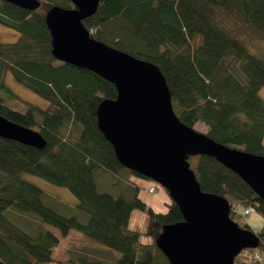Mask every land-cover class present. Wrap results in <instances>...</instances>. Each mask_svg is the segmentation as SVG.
I'll return each instance as SVG.
<instances>
[{
  "label": "trees",
  "instance_id": "1",
  "mask_svg": "<svg viewBox=\"0 0 264 264\" xmlns=\"http://www.w3.org/2000/svg\"><path fill=\"white\" fill-rule=\"evenodd\" d=\"M39 1V8L28 10L0 0V24L20 33L15 42L0 39V91L21 100L6 83L11 72L16 82L49 102L47 108L25 102V111H19L0 94V114L46 139L39 149L0 136V264L57 262L53 249L59 236L43 228L25 230L10 218L11 209L36 216L63 235L79 229L119 253L117 258L97 255L85 247L63 264H171L157 240L163 226L183 220L181 209L171 198L166 212L150 207L137 182L146 178L120 163L101 132L97 109L117 98L115 85L54 57L46 14L53 6L74 8V3ZM83 22L92 38L159 66L183 123H203L216 141L264 155V98L259 94L264 0H102ZM188 161L204 192L229 200L230 216L240 227L251 228L234 213V205L255 207L264 216V201L237 173L207 155H190ZM97 170L114 174L120 189L100 190ZM29 174L70 190L78 199L74 213L47 205L43 189L25 177ZM135 209L149 214L151 242H142V233L129 228ZM259 235V246L243 250L233 264H264V226Z\"/></svg>",
  "mask_w": 264,
  "mask_h": 264
},
{
  "label": "water",
  "instance_id": "2",
  "mask_svg": "<svg viewBox=\"0 0 264 264\" xmlns=\"http://www.w3.org/2000/svg\"><path fill=\"white\" fill-rule=\"evenodd\" d=\"M5 1L28 10L41 4L39 0ZM71 1L74 8L56 5L46 14L52 53L115 85L117 98L102 101L97 109L101 132L120 163L167 190L183 214L181 222L163 226L159 249L171 264H233L243 250L257 248L260 231L240 227L230 216L227 198L202 190L188 157L215 158L264 201V155L229 147L183 123L158 65L90 36L83 21L97 12L102 0ZM0 136L39 149L46 146L38 131L2 114Z\"/></svg>",
  "mask_w": 264,
  "mask_h": 264
},
{
  "label": "rangeland",
  "instance_id": "3",
  "mask_svg": "<svg viewBox=\"0 0 264 264\" xmlns=\"http://www.w3.org/2000/svg\"><path fill=\"white\" fill-rule=\"evenodd\" d=\"M20 33L12 28L3 26L0 24V39L4 42H15L19 39ZM5 80L7 85L21 98V100L16 99L14 97H10L4 91H0V94L5 98L7 104L19 111H25L26 103H33L41 108H47L49 106V102L34 93L32 90L28 89L24 85L16 82L11 72H7L5 76ZM260 96L264 98V87L259 92ZM195 128L205 133L207 131V127L203 123H198L195 125ZM27 179L32 181L41 187L44 191V202L58 210L63 214H72L74 213V209L78 204V199L76 196L67 188L57 186L52 184L40 177L34 175H25ZM95 179L98 183L99 189L109 192H117L120 188L117 185L118 178L106 170H97L95 173ZM141 183L143 184L142 190L140 192V197L148 204L149 201L154 199L157 207H153L154 210L158 212H166L168 206L170 204V196L167 194L166 190L155 182V185L158 192L149 193V186L152 185L151 180L149 179H141ZM165 196V199H161ZM255 216H259L261 220L256 224L249 222V225L253 228L254 231H259L264 226V216L260 212H255ZM10 218L18 224L20 227L24 228L27 231L35 230L36 228L48 229L55 232L59 238V244L53 249V257L57 260L55 264H63L62 262L77 254L83 248L85 250H90L92 254L97 255H105L112 254L115 258L119 256V253L115 250H112L105 245L88 239L81 230L72 229L67 235H63L60 229L47 224L41 221L36 216H32L29 214H25L19 212L17 210L11 209L9 212ZM85 219V218H84ZM149 224V214L147 211L141 209H135L130 218L129 228L132 230H139L141 235V241L151 242L152 236L147 235L146 231Z\"/></svg>",
  "mask_w": 264,
  "mask_h": 264
},
{
  "label": "built area",
  "instance_id": "4",
  "mask_svg": "<svg viewBox=\"0 0 264 264\" xmlns=\"http://www.w3.org/2000/svg\"><path fill=\"white\" fill-rule=\"evenodd\" d=\"M157 190V188H156V186H151L150 188H149V192L150 193H154L155 191ZM233 211H234V213H236V214H241V216L243 217V218H245L247 221H249L250 220V218L252 217V215L256 212V209H255V207H248V208H245V209H243V210H241L240 208H239V205H234L233 206V209H232Z\"/></svg>",
  "mask_w": 264,
  "mask_h": 264
},
{
  "label": "crops",
  "instance_id": "5",
  "mask_svg": "<svg viewBox=\"0 0 264 264\" xmlns=\"http://www.w3.org/2000/svg\"><path fill=\"white\" fill-rule=\"evenodd\" d=\"M137 182H138V184H140L141 186L143 185V184L141 183L140 179L137 180ZM152 185H153V184H152ZM152 185H150V186H152ZM150 186H149V187H150ZM148 192H149V191H148ZM155 192H158V190H156ZM155 192H154V193H155ZM149 193H150V192H149ZM152 194H153V193H152ZM161 199H165V196H164L163 198H161ZM154 201H155V200L152 199L151 201L148 202V205H149L150 207H152V208H153V207H155V208L157 207V204H156ZM259 220H261L260 217H259V216H255V215L253 214L249 221H250L251 223H253V224H256L257 222H259ZM260 230H261V229H260ZM260 230H259V231H260Z\"/></svg>",
  "mask_w": 264,
  "mask_h": 264
}]
</instances>
